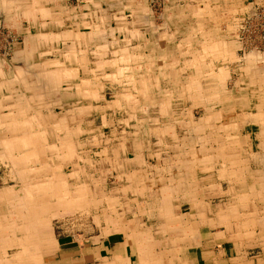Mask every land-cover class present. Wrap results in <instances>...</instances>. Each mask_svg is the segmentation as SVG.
I'll return each mask as SVG.
<instances>
[{
    "label": "crops",
    "instance_id": "1",
    "mask_svg": "<svg viewBox=\"0 0 264 264\" xmlns=\"http://www.w3.org/2000/svg\"><path fill=\"white\" fill-rule=\"evenodd\" d=\"M151 2L0 0V264H264V0Z\"/></svg>",
    "mask_w": 264,
    "mask_h": 264
},
{
    "label": "built area",
    "instance_id": "2",
    "mask_svg": "<svg viewBox=\"0 0 264 264\" xmlns=\"http://www.w3.org/2000/svg\"><path fill=\"white\" fill-rule=\"evenodd\" d=\"M237 25L239 26L240 35L242 31H245L247 34L245 37L242 35L243 38L241 37L240 39L241 45L243 46L244 43L242 41L244 40L248 50L256 51V48L258 49V45L254 44H258V42L264 43V6L259 4L252 5L237 19ZM6 36L9 37L5 40L4 37ZM10 37V35L0 31V52L4 45V52L2 54H7L11 50V41L9 42L8 40ZM3 40H5V42ZM248 50L244 49V51Z\"/></svg>",
    "mask_w": 264,
    "mask_h": 264
},
{
    "label": "rangeland",
    "instance_id": "3",
    "mask_svg": "<svg viewBox=\"0 0 264 264\" xmlns=\"http://www.w3.org/2000/svg\"><path fill=\"white\" fill-rule=\"evenodd\" d=\"M158 1L159 2H161L162 0H152V8L153 9H158V7H160V4H157L158 3ZM257 4H259V5H262V4H260V3H251L249 6H247L242 12H241V14H238L237 16H236V18H235V27H236V34H235V38H236V40L239 42V44H240V46H241V48H240V51H239V58H236V60H238V61H245V60H243L242 58L244 57V56H242L245 52H247V51H244V49H246V50H248V48L246 47V42L243 40L242 42L244 43L243 44V46L241 45V37H242V35H243V37H245L247 34H246V32L245 31H242V33H241V35H240V32H239V24L237 25V19L247 10V9H249L252 5H257ZM162 6V5H161ZM262 6H264V5H262ZM1 32H3V33H5V34H8V35H10L11 37H10V39H8L9 40V42L11 41V49H12V44H13V41H14V39H15V36L13 35V33L12 32H9V31H7V30H5V29H2V30H0ZM9 36H6V37H4V39L6 40L7 38H8ZM242 37V38H243ZM5 40H3L4 42H5ZM254 45H258V49L256 48V52H260V53H264V43H260V42H258V44L257 43H255ZM261 45V46H260ZM252 48V47H251ZM4 45H3V49L1 50V54H0V56H5V57H9L10 56V52H11V50L7 53V54H2L4 51ZM249 51H255V50H249ZM255 54V53H254ZM241 56H242V58H241ZM262 65H264V61H262ZM195 104V103H194ZM199 106H201V105H199V104H197L196 106L194 105V107H195V118H198L199 116H200V114H201V111H200V107ZM199 130V129H198ZM201 130V129H200ZM199 130V131H200ZM201 132V131H200Z\"/></svg>",
    "mask_w": 264,
    "mask_h": 264
},
{
    "label": "bare ground",
    "instance_id": "4",
    "mask_svg": "<svg viewBox=\"0 0 264 264\" xmlns=\"http://www.w3.org/2000/svg\"><path fill=\"white\" fill-rule=\"evenodd\" d=\"M249 51V50H248ZM252 52H256V51H249V53L251 54Z\"/></svg>",
    "mask_w": 264,
    "mask_h": 264
}]
</instances>
